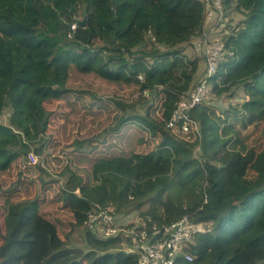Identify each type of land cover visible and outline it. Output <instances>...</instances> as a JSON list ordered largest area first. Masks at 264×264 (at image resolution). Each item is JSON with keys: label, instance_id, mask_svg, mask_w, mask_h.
Returning a JSON list of instances; mask_svg holds the SVG:
<instances>
[{"label": "trees", "instance_id": "1", "mask_svg": "<svg viewBox=\"0 0 264 264\" xmlns=\"http://www.w3.org/2000/svg\"><path fill=\"white\" fill-rule=\"evenodd\" d=\"M206 7L202 0H0V116L10 112L0 122L1 177L32 151L54 162L43 144L49 104L69 107L86 93L97 99L70 85L72 72L138 87V97L116 100L120 113L109 124L112 131L141 129L130 154L94 159L86 174L68 162L54 199L8 197L0 264H138L124 231L105 236L89 220L109 206L139 238H159L186 215L202 223L205 230L184 248L193 260L182 255L178 264H264V0H224L225 19L244 17L228 22V53L209 80L214 97L233 98L243 88L244 101L223 112L209 101L195 106L188 112L199 123L194 139L168 126L196 86L200 61L207 64L179 49L195 47ZM237 124L253 125L259 137L247 144L252 135L241 137ZM87 141L98 140L77 144ZM39 169L45 187L50 172ZM76 233L85 248L73 245Z\"/></svg>", "mask_w": 264, "mask_h": 264}, {"label": "rangeland", "instance_id": "2", "mask_svg": "<svg viewBox=\"0 0 264 264\" xmlns=\"http://www.w3.org/2000/svg\"><path fill=\"white\" fill-rule=\"evenodd\" d=\"M210 10L211 8L207 5L205 14L207 15ZM218 16H220V13H218ZM225 17L221 15V18H216V14L214 16L210 15L207 18L208 24H204L202 34L192 38L195 47L193 48V44L180 45L179 49L182 50L181 52L186 54L189 59H194L198 56L206 57V51L210 52L211 48L215 47V45L210 47L213 42L226 44L229 34L233 31L232 28L226 29L228 22L237 25L244 16L236 14L233 17L228 16L226 19ZM205 60L207 62V58ZM206 67L205 61H200L199 71L194 81L195 84L206 76L204 75ZM71 75L70 85L72 87L89 89L95 93L97 99L93 98L92 94L86 93L82 99L72 98L71 106L69 107L62 100H55L49 104L50 121L43 144L45 146L44 151L54 159V162L49 165L44 154L38 155L32 151L29 153L27 160L25 159L26 157L20 158L14 163L13 167L15 168L9 174L4 173L2 177L0 176L1 225H3L4 214L7 211L6 199L8 197H11L10 199L14 202L28 200L38 194L44 200L54 199L57 193L60 192V186L69 177L68 172L60 174L68 162H71L74 169L86 174L90 171L89 169L93 164L92 162L95 161L94 159L123 153L130 154L140 140L141 129L138 125V129L133 124H125L119 131H112L109 124H112L115 117L120 113V110L116 109V100L119 98L138 97L140 94L138 87L126 85L121 87L109 84L91 75H80L75 72H72ZM245 98L246 92L243 88H240L233 98L226 96L213 97L208 103L213 106L215 104L223 112L229 106L243 102ZM154 104L157 105L158 102L156 101ZM219 110L218 113L222 114ZM9 116L10 112L5 110L0 116V122L8 123ZM237 127L240 129L241 137L252 135L246 140L247 144H251L259 137V133L254 131L253 125L243 128L237 124ZM198 130L199 123L193 129L195 132L192 134L194 138L199 135ZM191 131L192 129L187 133L184 132V135L194 139L191 136ZM144 134L148 135L146 132ZM90 137L96 138L98 141L94 143L87 141L85 147L81 149L77 144V140ZM95 144L98 147L93 149ZM39 166L45 167L50 172V175H43L44 180L48 182L45 187L41 185L38 179V176L42 174ZM21 181L23 185L16 188ZM114 209L112 206L107 208L109 211ZM123 233L127 239H131V242L125 243V248L127 252H132L131 250L135 249L140 238L133 228H125ZM72 240L73 245L86 247L82 233H76Z\"/></svg>", "mask_w": 264, "mask_h": 264}, {"label": "built area", "instance_id": "3", "mask_svg": "<svg viewBox=\"0 0 264 264\" xmlns=\"http://www.w3.org/2000/svg\"><path fill=\"white\" fill-rule=\"evenodd\" d=\"M205 5H209L211 10L207 13L204 24H208L207 18L216 14V18H221L224 9V0H202ZM219 11V12H218ZM220 16H218V13ZM216 22V20H215ZM209 43V42H208ZM215 45V47H212ZM210 52L206 51L207 74L196 86L177 102V108L169 122V127L187 133L194 128V120L189 113L195 106L210 101L212 97V86L209 77H212L220 63L228 53L226 44L213 42ZM211 95V96H210ZM196 125V124H195ZM115 210V209H114ZM113 211L102 209L99 213H91V222L99 221L97 225L105 236L115 235L124 231V227L118 220V215ZM202 223L194 222L188 215L171 225L164 226L163 235L159 238H148L145 235L137 242L135 249L139 256L138 264H178L177 258L184 256L185 260L192 261L193 255L185 251V247L191 245L197 231H204Z\"/></svg>", "mask_w": 264, "mask_h": 264}, {"label": "water", "instance_id": "4", "mask_svg": "<svg viewBox=\"0 0 264 264\" xmlns=\"http://www.w3.org/2000/svg\"><path fill=\"white\" fill-rule=\"evenodd\" d=\"M79 24H80V25H83V26H85V24H86V21H85V20H83L82 22H79ZM56 88H57V89H60V88H59V87H57V86H56Z\"/></svg>", "mask_w": 264, "mask_h": 264}, {"label": "clouds", "instance_id": "5", "mask_svg": "<svg viewBox=\"0 0 264 264\" xmlns=\"http://www.w3.org/2000/svg\"><path fill=\"white\" fill-rule=\"evenodd\" d=\"M214 76V75H213ZM210 78V77H209ZM210 81V80H209ZM198 84V83H197ZM210 84H211V86H212V97L211 98H213L214 97V94H213V85H212V83L210 82ZM211 100V99H210Z\"/></svg>", "mask_w": 264, "mask_h": 264}]
</instances>
